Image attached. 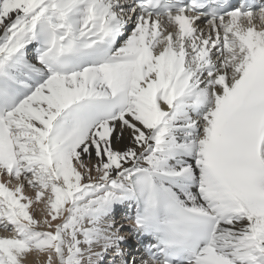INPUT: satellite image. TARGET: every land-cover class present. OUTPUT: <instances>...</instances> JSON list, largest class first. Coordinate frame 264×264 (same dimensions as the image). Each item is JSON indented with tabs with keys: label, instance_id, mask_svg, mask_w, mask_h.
Masks as SVG:
<instances>
[{
	"label": "snow or ice",
	"instance_id": "snow-or-ice-1",
	"mask_svg": "<svg viewBox=\"0 0 264 264\" xmlns=\"http://www.w3.org/2000/svg\"><path fill=\"white\" fill-rule=\"evenodd\" d=\"M0 264H264V0H0Z\"/></svg>",
	"mask_w": 264,
	"mask_h": 264
}]
</instances>
